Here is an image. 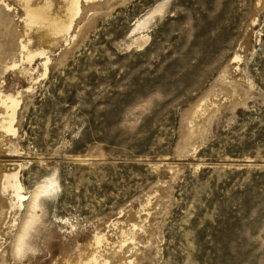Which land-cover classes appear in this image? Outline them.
Segmentation results:
<instances>
[{
	"label": "rangeland",
	"instance_id": "374dc122",
	"mask_svg": "<svg viewBox=\"0 0 264 264\" xmlns=\"http://www.w3.org/2000/svg\"><path fill=\"white\" fill-rule=\"evenodd\" d=\"M69 8L0 0V264H264V0Z\"/></svg>",
	"mask_w": 264,
	"mask_h": 264
},
{
	"label": "bare ground",
	"instance_id": "6f19581e",
	"mask_svg": "<svg viewBox=\"0 0 264 264\" xmlns=\"http://www.w3.org/2000/svg\"><path fill=\"white\" fill-rule=\"evenodd\" d=\"M68 2L70 4V8L68 9L67 13L70 14V18L72 19L79 12V2H80V0H68ZM49 7H50L49 4H47V6L45 8H40V9H35V10H29L27 12V16H28L27 22H29V23H34V22L41 23L43 20L48 19V18H46V13H47ZM141 21L142 20H138L136 22V24H135L136 25L135 31L136 30L138 31V29L139 30L142 29L141 28V24H140ZM55 22L56 21H52L50 23V26L52 27L53 30H57L58 33L63 32V31H68V26L65 24V22L59 21L58 24H56ZM70 23H71V21H70ZM32 58L33 57L31 55H28L27 56V59H29V60H32ZM46 65H47V62H46ZM12 66H11V68H12ZM13 68H14V66H13ZM45 70H47V66H46ZM0 103H1V105H3L5 107L6 113L9 114V122L7 124L6 130L7 131H10L11 130V127H12V122H13L14 117H15V114H16V109L19 106V103H18L17 99H14V98L8 97V96L3 97L2 95H0ZM12 187L15 188L16 193H18L19 190H21V187H20L19 183H15ZM34 213L35 212L33 210V213L30 214L31 216H30L29 222L27 224V227H25V228H28L32 224V222H33V220L35 218L34 217L35 216ZM24 238H25V236H22L19 239L18 247H17L18 248V252H20L22 250V247L24 246V243H25L24 242Z\"/></svg>",
	"mask_w": 264,
	"mask_h": 264
}]
</instances>
